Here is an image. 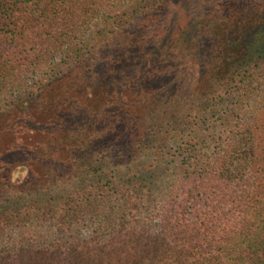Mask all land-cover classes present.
<instances>
[{"label": "trees", "instance_id": "16d2710c", "mask_svg": "<svg viewBox=\"0 0 264 264\" xmlns=\"http://www.w3.org/2000/svg\"><path fill=\"white\" fill-rule=\"evenodd\" d=\"M0 264H264V0H0Z\"/></svg>", "mask_w": 264, "mask_h": 264}, {"label": "rangeland", "instance_id": "374dc122", "mask_svg": "<svg viewBox=\"0 0 264 264\" xmlns=\"http://www.w3.org/2000/svg\"><path fill=\"white\" fill-rule=\"evenodd\" d=\"M21 111H22V116H23V126L22 127H24L25 129H29V130H37V126L33 125V122L37 120V116L35 115V113L27 107L22 108ZM29 120H31V122H29ZM19 179H21V174L19 176H16L13 173V180L18 181Z\"/></svg>", "mask_w": 264, "mask_h": 264}]
</instances>
